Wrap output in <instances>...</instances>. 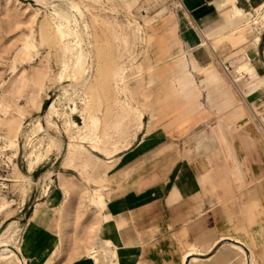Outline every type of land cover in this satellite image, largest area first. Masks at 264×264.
Masks as SVG:
<instances>
[{"label": "crops", "instance_id": "obj_1", "mask_svg": "<svg viewBox=\"0 0 264 264\" xmlns=\"http://www.w3.org/2000/svg\"><path fill=\"white\" fill-rule=\"evenodd\" d=\"M179 6L170 38L155 31L163 90L129 146L103 158L99 235L114 264L264 262V0ZM230 61L244 73L236 85L221 71ZM63 163L48 170L60 188L52 198L69 182ZM50 209L30 218L29 237H52Z\"/></svg>", "mask_w": 264, "mask_h": 264}, {"label": "rangeland", "instance_id": "obj_2", "mask_svg": "<svg viewBox=\"0 0 264 264\" xmlns=\"http://www.w3.org/2000/svg\"><path fill=\"white\" fill-rule=\"evenodd\" d=\"M34 1L0 0V229L17 220L0 264H114L111 242L99 235L101 190L110 197L111 166L103 158L129 146L152 95L164 88L157 63L166 51L155 31L170 35L179 0H65L83 11L91 47L89 84L73 101L62 86L77 79L68 44L76 26L62 38L47 0ZM221 71L226 76L223 65ZM53 102L57 112L47 123ZM51 137L62 140L63 153ZM55 160H64L69 177L59 199L52 198L58 183H42ZM45 207L52 237H29L30 218L40 219ZM249 264L264 262L252 257Z\"/></svg>", "mask_w": 264, "mask_h": 264}, {"label": "bare ground", "instance_id": "obj_3", "mask_svg": "<svg viewBox=\"0 0 264 264\" xmlns=\"http://www.w3.org/2000/svg\"><path fill=\"white\" fill-rule=\"evenodd\" d=\"M25 3L31 4L29 1L32 0H21ZM47 5L55 12L57 15L60 25L58 26V33L61 37L71 36L72 32L69 30L73 24L76 26L75 40L71 43H68L69 50H71L70 58L72 60L73 72L77 76V79L72 81L71 84H68L63 87V95L65 99L72 100L75 96L88 87L89 84V73H90V60H91V47L90 42L88 41V24L85 20V15L82 10H77V4L70 3L65 0H47ZM232 65V71L227 73L226 76L230 77L229 79L233 84L236 85L237 81L243 77L244 73L234 65L233 61H230ZM61 90V89H60ZM50 111L44 115L47 119V123L52 122L49 119V115L56 113V107L54 102L50 105ZM50 137V136H49ZM50 139L51 143L57 147L59 153H63V142L59 138ZM67 150V148H66ZM58 153V154H59ZM61 153V154H62ZM64 156H66V151ZM53 172L49 171L42 177V183L53 180ZM17 224V220H12L5 230L7 224L5 225L4 232L0 235V248L7 247L8 240L6 236ZM71 226V222L68 223V227ZM68 235V234H67Z\"/></svg>", "mask_w": 264, "mask_h": 264}, {"label": "built area", "instance_id": "obj_4", "mask_svg": "<svg viewBox=\"0 0 264 264\" xmlns=\"http://www.w3.org/2000/svg\"><path fill=\"white\" fill-rule=\"evenodd\" d=\"M223 68H224V71H225L226 74L230 73L232 71V69H233L232 65H231V62L223 63Z\"/></svg>", "mask_w": 264, "mask_h": 264}, {"label": "water", "instance_id": "obj_5", "mask_svg": "<svg viewBox=\"0 0 264 264\" xmlns=\"http://www.w3.org/2000/svg\"><path fill=\"white\" fill-rule=\"evenodd\" d=\"M30 3H32V4H37V2L36 1H34V0H32V1H29ZM53 170H56V169H53ZM4 228H5V226H3L1 229H0V233H2L3 232V230H4Z\"/></svg>", "mask_w": 264, "mask_h": 264}]
</instances>
